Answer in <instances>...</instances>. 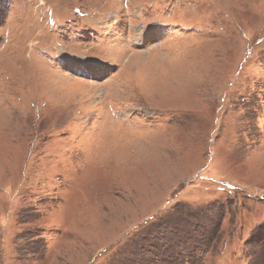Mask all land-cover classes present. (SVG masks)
<instances>
[{
  "label": "rangeland",
  "instance_id": "1",
  "mask_svg": "<svg viewBox=\"0 0 264 264\" xmlns=\"http://www.w3.org/2000/svg\"><path fill=\"white\" fill-rule=\"evenodd\" d=\"M139 257L264 264V0H0V264Z\"/></svg>",
  "mask_w": 264,
  "mask_h": 264
},
{
  "label": "trees",
  "instance_id": "2",
  "mask_svg": "<svg viewBox=\"0 0 264 264\" xmlns=\"http://www.w3.org/2000/svg\"><path fill=\"white\" fill-rule=\"evenodd\" d=\"M210 222H211V221L207 222V223L205 224V226L210 225ZM202 224H203V223H202ZM205 226H204V227H205ZM167 233H168V232H167ZM168 234H175V233H168ZM175 235H176V234H175ZM184 235H186L185 232H184V233H179L177 239L181 240V239L183 238ZM165 242H167V241H165ZM209 242H210V241H209ZM205 243H206V239H205L204 241H202V243H198L197 245H201V244H202V247H205V246H206V245H204ZM181 244H182V243H179V244L176 243V245L173 246V244H166V243H165V246H164V247H167V246H168V247H169V246H172V247H175V246H176V247H179ZM207 246H208V245H207ZM172 247H170V248H172ZM152 248L155 249L156 247H152ZM159 249H160V248H159ZM157 250H158V249H157ZM173 257H174L176 260L184 258V257H182L181 254L178 253V252H174V253H173ZM143 259H144V258H140V257H139V260L136 261V263H137V264L145 263V262L143 261ZM149 263H150V261H149ZM186 263L191 264V263H189V261L186 262Z\"/></svg>",
  "mask_w": 264,
  "mask_h": 264
}]
</instances>
